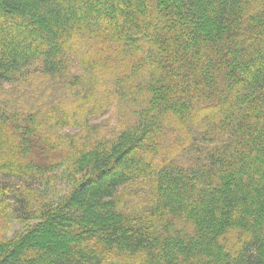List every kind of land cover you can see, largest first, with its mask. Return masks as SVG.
<instances>
[{"label":"trees","instance_id":"16d2710c","mask_svg":"<svg viewBox=\"0 0 264 264\" xmlns=\"http://www.w3.org/2000/svg\"><path fill=\"white\" fill-rule=\"evenodd\" d=\"M3 176L0 264H264V0H0Z\"/></svg>","mask_w":264,"mask_h":264},{"label":"rangeland","instance_id":"374dc122","mask_svg":"<svg viewBox=\"0 0 264 264\" xmlns=\"http://www.w3.org/2000/svg\"><path fill=\"white\" fill-rule=\"evenodd\" d=\"M37 85V84H36ZM4 88H6V85H3ZM15 89L19 91L20 94L25 96V93H28L32 87L30 86L29 88H22V86H13ZM44 86L38 85V87L35 89V92L32 93L31 95L25 96V99L22 101V104L26 103L29 101L31 98L36 99L38 94L42 91ZM111 111H108V113L104 114L100 119L94 121L98 123H102L103 129H108L113 125V116L110 114ZM79 127V126H77ZM76 126L75 125H70L64 129H60L62 132L63 130H75ZM61 170L58 171L57 177L46 184H41L37 181L30 182V188L36 191V196L44 198V199H53V200H58L63 195L66 193V191L69 189L70 184L66 181L65 178L60 177ZM17 178L14 177H9V176H3L0 180L1 184H11L14 182ZM142 184H145V182H141ZM120 197L124 205L126 206H132V205H137L139 202H145L143 198H146L145 196H140L137 194L135 191H133V187L131 185H127L125 187H122L120 190ZM118 191V193H119ZM149 193V191H147ZM30 220H23V221H18V220H12V227L10 229V232H7V236H13L16 234H21L26 226L25 224L30 223ZM137 260V259H136Z\"/></svg>","mask_w":264,"mask_h":264}]
</instances>
